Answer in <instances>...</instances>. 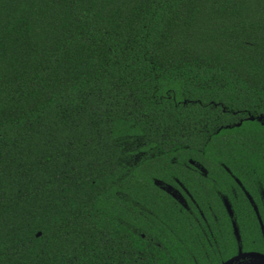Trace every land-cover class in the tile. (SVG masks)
Instances as JSON below:
<instances>
[{
  "label": "trees",
  "instance_id": "16d2710c",
  "mask_svg": "<svg viewBox=\"0 0 264 264\" xmlns=\"http://www.w3.org/2000/svg\"><path fill=\"white\" fill-rule=\"evenodd\" d=\"M259 113L264 0H0V264H176L151 178L229 131L264 178Z\"/></svg>",
  "mask_w": 264,
  "mask_h": 264
},
{
  "label": "flooded vegetation",
  "instance_id": "af4514ba",
  "mask_svg": "<svg viewBox=\"0 0 264 264\" xmlns=\"http://www.w3.org/2000/svg\"><path fill=\"white\" fill-rule=\"evenodd\" d=\"M250 116L225 128L239 126L241 119L264 124V114H256L253 119ZM244 135L226 132L222 145L214 147L217 150L210 153V158L203 151L194 157L186 156L175 166L178 177L151 178L162 198L139 206L148 214L142 213V227L155 229V225H163L158 241L148 238L162 249L178 248L182 257L176 264H222L229 259L228 264H264L252 255L264 256V178L257 172L260 165L252 159L254 146L249 140L242 141ZM234 142L240 146L230 144ZM259 154L264 159V148L259 149ZM164 199L175 208L169 211L173 227L170 219H163L164 207H168ZM184 218L190 222L185 223L190 230L183 225ZM135 228L143 238L147 230L141 232L137 225Z\"/></svg>",
  "mask_w": 264,
  "mask_h": 264
},
{
  "label": "water",
  "instance_id": "95a60500",
  "mask_svg": "<svg viewBox=\"0 0 264 264\" xmlns=\"http://www.w3.org/2000/svg\"><path fill=\"white\" fill-rule=\"evenodd\" d=\"M249 119H253V117L252 116H250V117H248ZM257 119L259 120L260 119V117H257ZM239 123H237V125H238ZM38 234V233H37ZM252 255H254L259 261H261V262H263L264 261V256H262V255H259V254H252ZM230 260L231 259H229V260H227V261H225V262H223L222 264H228L229 262H230Z\"/></svg>",
  "mask_w": 264,
  "mask_h": 264
},
{
  "label": "rangeland",
  "instance_id": "374dc122",
  "mask_svg": "<svg viewBox=\"0 0 264 264\" xmlns=\"http://www.w3.org/2000/svg\"><path fill=\"white\" fill-rule=\"evenodd\" d=\"M233 133H237V132H233ZM223 135H224V133H223ZM216 141H217V138L216 139H213L212 142H211V144H210V146L211 147L214 146L215 143H216Z\"/></svg>",
  "mask_w": 264,
  "mask_h": 264
}]
</instances>
